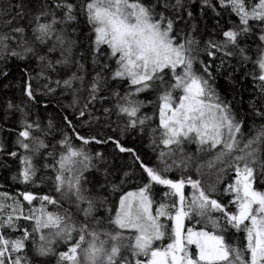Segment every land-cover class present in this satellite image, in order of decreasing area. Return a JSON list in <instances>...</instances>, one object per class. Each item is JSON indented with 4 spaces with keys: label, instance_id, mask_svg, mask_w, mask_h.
<instances>
[{
    "label": "snow or ice",
    "instance_id": "6c2138e0",
    "mask_svg": "<svg viewBox=\"0 0 264 264\" xmlns=\"http://www.w3.org/2000/svg\"><path fill=\"white\" fill-rule=\"evenodd\" d=\"M0 169V264H264V0H0Z\"/></svg>",
    "mask_w": 264,
    "mask_h": 264
},
{
    "label": "trees",
    "instance_id": "16d2710c",
    "mask_svg": "<svg viewBox=\"0 0 264 264\" xmlns=\"http://www.w3.org/2000/svg\"><path fill=\"white\" fill-rule=\"evenodd\" d=\"M15 71H16L15 68H13L14 73H15ZM147 111L150 112L151 109L149 108V109H147ZM44 115L47 116L48 114L44 113ZM52 115L55 117L57 114L55 112H53ZM124 142L127 146L134 147L141 155L145 156L146 159H148V158H151L153 160L155 159L151 150L149 148L145 147V145H147V143H148L146 133L142 136L138 132H133L125 138ZM90 148H91V150L104 151L106 154H108L110 152V149H106L100 145L93 144L90 146ZM192 148L194 149V146H192ZM123 162H129L126 154L124 155V161ZM117 163L119 165V163H121V162L118 161ZM9 175H10V173L6 169H0V185H4L5 189H7L8 185L11 183L9 180H7V177ZM193 223H195V222L193 221Z\"/></svg>",
    "mask_w": 264,
    "mask_h": 264
}]
</instances>
